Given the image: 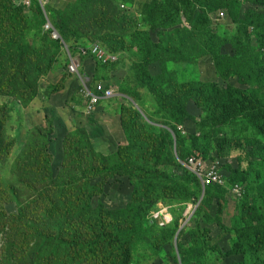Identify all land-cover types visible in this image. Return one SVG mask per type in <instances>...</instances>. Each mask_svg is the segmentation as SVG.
<instances>
[{
    "label": "rangeland",
    "instance_id": "374dc122",
    "mask_svg": "<svg viewBox=\"0 0 264 264\" xmlns=\"http://www.w3.org/2000/svg\"><path fill=\"white\" fill-rule=\"evenodd\" d=\"M123 1L142 19L128 15ZM9 2L20 5L0 0V91H11L0 95V107L9 110L3 134L13 146L0 160V181L17 194L0 205V264H48L50 256L53 264L62 255L54 252L55 237L77 238L66 222L48 238L36 235L30 221L22 219L18 228L10 219L33 206V185L72 189L79 210L60 189L54 192L73 207V227L79 216L118 219L123 230L111 236L129 247V264H264V240L258 249L251 234L255 227L264 233V122L243 116L232 90L264 87V0H178L181 14L164 0H42L44 12L36 3L21 6L23 15L3 29ZM50 8L59 14L61 27L52 22L57 34L64 35L56 46L44 27ZM123 41L141 47L140 55L116 52ZM64 43L77 49L97 43L116 53L111 67L90 59L81 69L112 90L88 114L79 81L65 72ZM230 110L241 112L235 122L209 119ZM193 155L205 167L222 166L239 191L201 187L186 164ZM38 210L26 216L35 218ZM42 218L46 232L43 211ZM95 247L84 244L82 252L78 245L82 261L55 264L95 262Z\"/></svg>",
    "mask_w": 264,
    "mask_h": 264
},
{
    "label": "trees",
    "instance_id": "16d2710c",
    "mask_svg": "<svg viewBox=\"0 0 264 264\" xmlns=\"http://www.w3.org/2000/svg\"><path fill=\"white\" fill-rule=\"evenodd\" d=\"M164 1H168V2H174L175 4V9L177 10V14H181L183 12L184 9V4L179 5L178 4V0H164ZM189 1V0H188ZM34 3L33 2L30 6H32ZM123 5V9L128 13V15L131 14V12L127 9V3H125L124 1L121 3ZM120 4V5H121ZM36 5H38V3H36ZM23 5H18L16 7L13 6L12 3H8L6 6H4L3 8H6L8 10V14L4 17L5 21L3 23V29H10L12 28V23L10 22V18L17 15H23L22 12V7ZM29 6V7H30ZM39 6V5H38ZM37 7V6H36ZM39 12L42 10L40 9V7L38 8ZM133 17H135V19L137 20H141L143 17V13L138 11V12H134V14H131ZM47 16L52 24L55 23L57 24L59 27H61V22L59 19V14L57 12V10L50 8L47 9ZM44 22H45V18H43ZM42 20V21H43ZM210 22L211 24H215V21L213 19V16L210 17ZM53 26V24H52ZM54 28V26H53ZM55 29V28H54ZM57 29H55L56 31ZM13 29L11 32V35L13 33ZM45 32L48 33V35L51 37V31L49 29H45ZM57 32V31H56ZM58 35H59V39H53V38H49L48 36V43H51L53 45H58L61 43L62 39H64V35L62 32L58 31ZM146 39L151 42L154 40V38L149 37V35L146 33L145 34ZM1 38V37H0ZM123 39H128L126 37H123ZM0 41H4L2 39H0ZM2 43V42H0ZM65 45H67L66 43H64ZM91 43H87L84 45H81V47H87L89 46ZM93 44V43H92ZM68 46V50L70 52L71 55H73L76 51L77 48H74L72 46ZM102 46V45H101ZM103 47V46H102ZM59 47L56 50H59ZM63 48V46H61V49ZM104 48V47H103ZM106 51H108L109 53L115 54V52L107 50L106 48H104ZM135 51V53L137 54V56L140 55L141 53V47H139L138 45H136V43H134L132 41V44H126L125 41H123L122 46L119 47L117 51H123V52H131V51ZM90 59L94 58L88 54L86 57L82 58V62L83 65L84 63H88L89 61H91ZM139 61V58H135L133 60V63H137ZM95 66H99V67H111L114 64H116L117 62L114 63H106V64H102L101 62L95 61ZM64 63H65V72L67 73V63H68V59L64 57ZM147 65V64H146ZM146 65L143 66V70H147ZM153 65V63H150L147 67L148 69L150 68V66ZM151 69V68H150ZM148 74L151 75V73ZM141 75V74H140ZM135 77V74H134ZM142 80V79H141ZM96 81H91V88H93V85ZM103 83V85L107 88V85L104 84V82L102 81H98ZM143 82V81H142ZM143 86H144V90L147 91V85L146 83L143 82ZM235 93H237V97H239L238 101H233V105L235 108H239L240 111L242 112V115L245 116L244 114L246 112H249V115L251 118H253L254 120H258V121H262L264 122V87L259 88L258 92H254V89H249V90H240V89H232ZM10 90L7 91H0V95L3 96H8L10 94ZM248 94H250L251 96L248 97ZM32 98V97H30ZM109 100V99H108ZM107 100V101H108ZM253 109L248 110V108L252 107ZM224 106V111L226 110ZM232 110V109H231ZM229 111L228 113H219L218 115H210L209 119L211 121H213V123L215 125H223L228 123L229 120H233L234 122L238 119L239 115H241L240 111H237L236 113H232V111ZM132 114L131 117L135 118V119H139L140 115L135 112L134 110H131ZM8 115H9V110L5 107V106H1L0 107V153H2V155H0V160H5L7 157H9V151L13 146V140L9 137H6L3 132L5 130L6 127V122L8 120ZM52 126L49 129V133H52ZM86 131V130H85ZM87 133V131H86ZM90 147V146H89ZM40 153L42 154V150H40ZM47 154H45L46 156ZM40 159L39 156L35 157V161H38ZM100 169H106L105 172H111L109 170H107V168H103L100 167ZM223 171V169H222ZM124 171H121V173H123ZM190 172V171H189ZM191 173V172H190ZM126 174V173H123ZM195 178H198L194 173H191ZM199 179V178H198ZM227 181V185L225 186H208L206 187L207 189H213L215 187L218 188H227L230 192H232V190L235 187H239V185H229V181L228 178H226ZM44 180H40L38 182H43ZM36 185H33L32 187H30L32 190H35L37 193L36 198H33L31 201L33 202V206H27L25 211L22 213L20 210H18V214L17 216H10V219L15 221L16 224L18 222V228H22V226H24V224L22 223V219H24L25 221H30L31 223H33V225L35 226V234L38 236H45L48 238H54L55 237V233H52L51 231L53 230V228L59 223V224H63V222L69 223L70 228H73V234L76 235L77 234V238L75 240H70L67 239L65 236H58L55 237L56 238V249H55V253H59L60 250H62V255L55 260L56 261H64V262H69V260L72 261H82V259L77 255V251H78V245L81 246V250L82 252H84V244H87L88 249L90 248V245H94L96 246V252H93V255L91 256V259L95 258L96 261L95 262H91V260L86 261L85 260V264H129L130 260H131V252L129 250V247L125 244H121L119 241V236H111V233L114 231H119V230H123L122 226L119 225V221L118 219L114 220L113 222H109L107 223V221L102 218L101 216H99L98 214H96L93 218L90 219H86V218H82V217H77V221H78V225L73 227L74 224V218L72 217V206L67 204L66 201L64 202L60 197H58L54 190L55 189H60L63 193H65L66 195L69 196L70 202L74 203V208L76 210L80 209V204L78 201H76L74 199V195H73V191L72 189H70L67 186H57V187H53L52 185H48V186H41L38 189H36L35 187ZM235 186V187H234ZM202 187V185H201ZM240 188V187H239ZM205 190V191H206ZM17 192L11 188H9L8 186L3 187V184L0 181V205L2 203H7V202H11L14 199H11L10 196L11 195H16ZM241 196V194L239 195ZM79 198H84V194L81 193V195L79 196ZM38 205V206H37ZM85 205L88 206V201H85ZM34 207H38L39 210L36 211L35 213V218H31L29 216H26V214H28V212H30ZM89 207V206H88ZM42 211L44 212V215L47 217V221H45V224H50L51 229H49L48 231H44L41 227H40V223L44 222V218L39 219V213ZM5 215V214H4ZM51 220V221H50ZM80 226H84L85 228L82 229V227ZM108 227H111L109 230L107 229ZM264 230V229H263ZM262 232V228L260 227H255L252 229L251 234H253L254 236H256V238L258 240H260V243H256V247L258 249L261 248L262 244L261 242L264 240V233ZM19 238L23 236L22 233H18ZM69 246L71 248H69ZM199 256H202L201 254H199ZM51 256L48 258L47 263L50 264L51 262ZM55 262L53 264H55ZM80 264H84V262H81ZM182 264H183V260H182Z\"/></svg>",
    "mask_w": 264,
    "mask_h": 264
},
{
    "label": "built area",
    "instance_id": "2783aa9c",
    "mask_svg": "<svg viewBox=\"0 0 264 264\" xmlns=\"http://www.w3.org/2000/svg\"><path fill=\"white\" fill-rule=\"evenodd\" d=\"M33 2L38 3L39 7L44 12L42 0H18V4H21L24 7H29ZM121 7H123V5H121ZM44 27L45 29H49L51 31L53 39L59 38L50 20L46 16ZM63 48L64 53L68 59L66 67L67 73L71 76H74L79 81L80 94L86 101L87 106L85 112L86 114H88L92 112L99 103L108 100L112 96V90L109 87L106 88L101 82H95L93 88H91V80L86 76V74H82L81 72V69L83 67L82 58L90 54L95 61L106 64L116 62L117 57L115 54L106 51L100 44L97 43L90 44L87 47H80L73 55L70 54L65 44L63 45ZM186 164L188 169L200 179L202 187L204 189H206V187L208 186L227 185L225 177L221 174L222 166L220 167V170L217 169V167L215 166L216 164L205 167L203 160L198 159L197 155L191 156ZM235 190L239 191L237 190V187L233 189V191Z\"/></svg>",
    "mask_w": 264,
    "mask_h": 264
}]
</instances>
